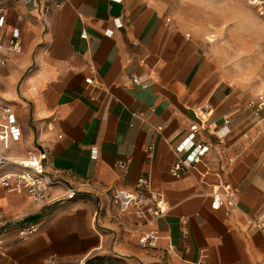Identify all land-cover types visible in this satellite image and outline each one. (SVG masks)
I'll return each instance as SVG.
<instances>
[{"label": "crops", "instance_id": "0c3cea01", "mask_svg": "<svg viewBox=\"0 0 264 264\" xmlns=\"http://www.w3.org/2000/svg\"><path fill=\"white\" fill-rule=\"evenodd\" d=\"M0 7L5 34L17 28L23 42L22 53L0 68V100L14 110L22 136L0 153L20 161L43 151L47 172L69 186L132 190L144 179L168 206L143 230L156 232V247L143 249L138 234L108 220L92 194L43 207L0 187V264H264V227L247 224L264 220V111L253 117L247 104L254 94L228 81L208 44L148 0H64L45 20L17 2ZM115 18L122 28L108 38ZM207 105L210 122L230 120V134L172 178L173 148ZM199 139L214 143L205 132ZM216 192H231L237 210H211L207 195ZM62 193L55 187L51 198ZM28 225L38 232L20 240Z\"/></svg>", "mask_w": 264, "mask_h": 264}, {"label": "built area", "instance_id": "2783aa9c", "mask_svg": "<svg viewBox=\"0 0 264 264\" xmlns=\"http://www.w3.org/2000/svg\"><path fill=\"white\" fill-rule=\"evenodd\" d=\"M12 1L23 6L39 11L43 20H45L51 10H60L64 0H0L3 2ZM110 2L120 4L122 0H109ZM256 16L264 22V0H246ZM5 14L0 7V68L7 63L11 55H20L23 51V42L20 31L17 28L11 29L8 34L4 32ZM17 20H20L17 18ZM113 29L104 31V36L110 38L113 30L122 28L120 19L115 18L111 21ZM189 37V35H186ZM85 39V35H81ZM94 71H90V77L85 79V84H93ZM134 84H141L139 77H132ZM247 107L250 109L253 117L257 118L264 111V96L257 95L251 99ZM212 109L210 106H203L196 112L195 121L189 123L186 128L184 138L173 148L176 154V160L169 170L172 178H180L183 174L190 171L193 166L202 163L214 151V146H221L225 143L230 134V120L223 118L219 124L209 121ZM202 132L213 137L214 143L205 142L200 138ZM257 135L260 131L256 132ZM22 136L21 126L16 118L14 110L8 102L0 100V145L8 149L12 143L20 141ZM151 150V148H148ZM92 159H96L97 151L91 149ZM225 168L229 165L230 159L225 160ZM47 155L43 151L36 150L29 152L26 159L13 161L0 153V187L10 190L15 194H25L34 203L43 207L51 206L54 202L72 199L79 194H92L97 200L103 203L104 216L116 224L126 233L138 234L137 245L143 249H154L156 247L157 234L154 230L143 232L144 229L168 212L166 201L157 193L150 191L148 182L139 179L132 190L125 189H101L94 188L88 183H81L76 186L65 185L57 176H52L46 170ZM121 173L126 174L125 166L117 164ZM61 187L63 193L58 198H51V191L55 187ZM210 198L211 210L217 211L224 208L226 216L231 215L237 210L235 198L231 192L212 193L207 195ZM42 207V208H43ZM181 234L184 238L188 236L186 220L181 218ZM247 224L250 227L262 229L264 220L256 222L248 219ZM0 222V227H1ZM38 232L35 225H28L18 231L20 240H26ZM0 235V255L4 253V245ZM165 254L169 252L165 250ZM53 258L49 259L52 263Z\"/></svg>", "mask_w": 264, "mask_h": 264}, {"label": "rangeland", "instance_id": "374dc122", "mask_svg": "<svg viewBox=\"0 0 264 264\" xmlns=\"http://www.w3.org/2000/svg\"><path fill=\"white\" fill-rule=\"evenodd\" d=\"M187 26L220 63L231 83L264 96V22L246 0H148ZM252 17L256 26L250 24Z\"/></svg>", "mask_w": 264, "mask_h": 264}, {"label": "bare ground", "instance_id": "6f19581e", "mask_svg": "<svg viewBox=\"0 0 264 264\" xmlns=\"http://www.w3.org/2000/svg\"><path fill=\"white\" fill-rule=\"evenodd\" d=\"M244 16H246V18H249V20H250V24H251V25L256 26L257 28H260L259 26H257V25L255 24V21H254V19H253L252 17H248L247 15H244Z\"/></svg>", "mask_w": 264, "mask_h": 264}]
</instances>
